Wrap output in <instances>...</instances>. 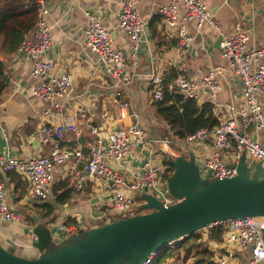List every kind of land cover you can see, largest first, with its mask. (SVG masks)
<instances>
[{"label":"built area","instance_id":"built-area-1","mask_svg":"<svg viewBox=\"0 0 264 264\" xmlns=\"http://www.w3.org/2000/svg\"><path fill=\"white\" fill-rule=\"evenodd\" d=\"M37 9L32 27L23 34L18 46V56L31 64L30 73L33 77L45 78L44 81L31 85L29 94L51 102L50 110L61 115L62 97L70 92V80L66 74H54L52 64L46 53L50 45L48 27L45 16L48 14L47 0H34ZM116 22L128 40L126 48L114 47L108 29L96 18L89 17L83 30V42L97 56L100 70L110 78L113 98L121 97L122 89L134 76L133 67L138 60L142 44L146 19L140 16L137 8L138 0H116ZM160 16L164 27L174 32L175 52L182 56L190 45L182 20L193 23L199 29L208 24L219 34L217 53L222 59L228 60L231 72L237 77L240 85L241 103L236 110L235 118L229 117L218 121L210 128H200L177 140L172 136L154 139L149 144L142 127L135 119V112L127 110L124 100L116 99L115 120L117 123L104 135H100L85 114L83 106L75 108L68 121L42 122L32 132L38 145L45 149L37 157L27 160L13 156H0V223L23 225L28 230L30 241L36 239L32 232L33 220L20 212L11 210L5 202L4 180L6 172L14 173L24 184L27 197L37 201H45L49 196L53 171L64 170L69 185L73 190L83 188V178L95 179L99 193L107 187L110 206L122 213L136 208L140 192L151 194L163 206L173 202L167 194L165 184V168L150 161L155 147H168L170 143L180 144L186 149L192 144H200L210 137L212 150L202 161V170L210 171L212 178H230L235 176L236 169L229 163L237 162L244 152L245 162L256 163L264 170V110L260 107L259 97L264 95V29L259 36L257 46L247 47L248 32L241 22H235L231 33L220 32L209 8L202 0H169L167 4L153 8ZM181 14L182 20L179 16ZM222 66H214L198 79L185 78L177 75L168 83V88L176 89L183 98L196 99L200 90L205 89L213 100L221 89L219 75ZM152 88L151 98H162V79L157 74L147 73ZM76 112V113H75ZM47 114V110L44 111ZM78 116L88 136L83 145L77 144L72 149L61 146L62 135L66 131L79 136L81 131L75 127L74 119ZM258 131L261 139L254 135ZM133 149H142L147 156L142 159L140 168L122 174V162ZM148 151V152H147ZM222 154L230 161L228 164L221 159ZM168 157V156H167ZM164 160V159H163ZM82 164V165H81ZM81 165V167H79ZM200 168V167H199ZM250 176V174L248 175ZM144 189V190H143ZM122 190L132 192L125 195ZM220 239L209 246V260L214 264H264V244L261 239V228L264 217L245 216L226 220L222 223ZM53 238H65L79 232L75 224L59 222L53 229L48 228ZM59 233V235L57 234ZM200 235L202 234L199 231ZM206 234V232H205ZM223 247L227 255L219 251ZM246 252L248 258L244 263L233 262L235 253ZM152 256H148L140 264H149Z\"/></svg>","mask_w":264,"mask_h":264},{"label":"crops","instance_id":"crops-1","mask_svg":"<svg viewBox=\"0 0 264 264\" xmlns=\"http://www.w3.org/2000/svg\"><path fill=\"white\" fill-rule=\"evenodd\" d=\"M202 1L212 13L220 32L231 33L234 23L238 21L248 32L246 46L259 44V36L264 29V0ZM115 2L116 0H47L48 14L45 16V22L50 45L46 57L52 64V73L66 74L70 80V92L59 101L61 103L59 116L50 110V101L29 94V87L44 81L45 78L33 77L30 73V62L18 56L17 48L7 50L5 46L7 35H0V62L3 65V87L0 92V156H13L21 160L37 157L45 149L34 140L32 132L42 122L68 121L78 106H83L92 125L97 127L100 135H104L117 123L114 102L120 98L126 102L127 110L135 112L136 121L142 127L149 144H152L154 139L167 135L168 128L156 113L154 106L156 100L151 98L152 88L147 73L157 74L163 80L175 69L177 75L198 79L214 66H222L219 75L221 89L214 99L212 100L208 92L202 89L194 100L198 104L209 102L217 123L224 118H235L236 110L241 103L240 85L237 77L231 72L228 60L218 56L217 46H214L216 38H219L217 30L208 24H203L197 29L192 22L182 20L179 14L190 38L189 47L182 56H179L173 47L175 42L173 30L164 27L160 16L153 11L155 6L167 4L169 0H138V12L146 19L142 38L144 42L133 67L134 76L121 90V97L114 99L111 80L100 70L96 54L84 44L83 30L89 17L96 18L108 29L113 46L126 48L128 40L117 26ZM259 104L264 110V95L259 97ZM45 110L47 114H44ZM74 124L81 134L76 137L71 131L64 132L61 142L64 148L72 149L77 144L81 146L86 138L92 137L90 134L88 136L79 116L74 119ZM254 136L258 140L261 139V133L258 131ZM212 145V139L208 137L200 144L190 145L184 155L192 153L196 163L201 167L203 159L212 150ZM176 155L178 153H173L167 147H155L150 161L166 168L163 159ZM146 156L144 150L133 149L122 162V174H128L127 171L136 172ZM221 159L227 164L230 162L224 154ZM64 185L70 187L68 176L63 169L56 168L53 171L48 198L45 201H37L27 197L24 184L11 173L7 180H4L5 202L11 210L33 220V227L41 223L53 229L57 223H64L67 220L64 224H75L80 232L112 221L108 220L111 213L106 209L109 188L106 187L99 193L95 189L97 187L95 179L83 178L81 190H73L67 200L57 203L53 193H59V189ZM122 191L125 195L132 194L128 190ZM27 232L23 225L0 223V245L20 256L34 257L36 251L30 245ZM203 235L204 233L194 243L195 248L192 249L194 253L185 254L183 248L178 247L175 251L177 255L165 258L162 264H189V261L200 259L198 254L200 245L207 248L203 258L207 255L209 257V246L219 241L220 234L206 232L204 238ZM247 258L246 252L235 253L233 262L244 263Z\"/></svg>","mask_w":264,"mask_h":264},{"label":"water","instance_id":"water-1","mask_svg":"<svg viewBox=\"0 0 264 264\" xmlns=\"http://www.w3.org/2000/svg\"><path fill=\"white\" fill-rule=\"evenodd\" d=\"M218 41L217 37L214 46ZM168 162L172 171L165 184L173 199L168 206L140 192L142 202L134 214L88 228L70 241L64 239L73 236L51 238L45 226L36 225L32 229L36 240L30 242L36 255L23 257L0 245V264H140L164 245L209 224L264 217V170L256 163L247 164L244 152L237 162L229 163L236 169L230 178H212L209 170L200 173L192 153L178 154ZM260 232L264 244V226ZM54 244L59 245L51 248ZM219 251L227 255L223 247Z\"/></svg>","mask_w":264,"mask_h":264},{"label":"trees","instance_id":"trees-1","mask_svg":"<svg viewBox=\"0 0 264 264\" xmlns=\"http://www.w3.org/2000/svg\"><path fill=\"white\" fill-rule=\"evenodd\" d=\"M36 3L34 0H3L0 2V35L6 34L5 43L7 50H15L23 36L29 30L35 20ZM3 65L0 62V92L3 87L2 80ZM173 69V68H172ZM177 76L175 69L163 78L162 98L154 102L156 113L168 128V137L172 136L177 140H182L185 135L190 134L200 128H210L217 124L216 118L212 114V105L209 102L198 104L194 99L183 98L182 95L174 88H168V83L172 82ZM166 165V173H170L172 168L167 160L163 161ZM12 172H6L7 178ZM23 188V185H22ZM59 193L55 194V202L62 203L67 200L73 189L62 186ZM67 220L64 222L66 223ZM222 225L219 231L221 233ZM200 235L189 234L188 236L164 245L159 248L149 264H162L163 260L173 254L176 256L178 247H182L185 254L194 253V243ZM204 250L198 252L201 264H214L211 260H202ZM197 254V255H198ZM206 255V254H205Z\"/></svg>","mask_w":264,"mask_h":264},{"label":"rangeland","instance_id":"rangeland-1","mask_svg":"<svg viewBox=\"0 0 264 264\" xmlns=\"http://www.w3.org/2000/svg\"><path fill=\"white\" fill-rule=\"evenodd\" d=\"M167 149H169V150L172 151L173 153H178V154H180V153H185V152H186V147H185V146H182V145H180V144H172V143H170L169 146L167 147ZM200 169L202 170V166L200 167ZM109 203H110V202H109V199H108L106 209H107V210H110V213H111L110 216H108V220H115V219L121 218L122 213H120V212L114 210V209L110 206ZM135 212H136V208H131L130 210H128L127 212H125V214H126V215H129V214H134ZM37 226H38L39 228L44 227V225L41 224V223H38ZM220 228H221V225H219L218 223H215V224H213V225H211V226H209V227H208V226L205 227L201 232H202V233H204L205 231H206V232H216L217 234H219ZM85 232H86V230L80 231V232H78V233H76V234H74V235H71V236H73V237L66 238V239H64V240L70 241V240H72L73 238H74V239H77V238L81 237L82 235H84ZM195 234L198 236V235H199L198 231H196ZM65 243H68V242H65ZM56 245H59V244H54L51 248L55 247ZM198 248H199V251H198V252H200L201 249H204L205 253H207V252H206L207 248L205 247V245H200V246H198ZM32 255H35V253H32ZM25 257H26V256H25ZM206 259L209 260L208 255H207L204 259H202V260L204 261V260H206ZM195 263H199V264H201L202 262L200 263V261H197V262H195V261H189V264H195Z\"/></svg>","mask_w":264,"mask_h":264},{"label":"clouds","instance_id":"clouds-1","mask_svg":"<svg viewBox=\"0 0 264 264\" xmlns=\"http://www.w3.org/2000/svg\"><path fill=\"white\" fill-rule=\"evenodd\" d=\"M180 154H183V155H184L185 153H180ZM168 157H169V156H168ZM169 158H171V157H169ZM164 160H167V161H168V158H167V159H164ZM165 170H166V168H165ZM170 173H171V172H170ZM170 173H169V172H168V173L165 172L166 177H167ZM138 202H140V204H141L142 201L138 199ZM136 208H137V207H136ZM223 222H224V221H223ZM220 223H222V222H218L219 225H220ZM211 225H213V224H209V225H207V226H211ZM207 226H205V227H207ZM45 227H46V226H45ZM205 227H203V228H201V229H199V230H197V231H198V232H199V231H202ZM33 228H34V227H33ZM33 228H32V229H33ZM46 228H47V227H46ZM47 229H48V228H47ZM48 230H49V229H48ZM205 232H206V231H205ZM205 232H204V235L206 236ZM194 233H195V232H194ZM201 233H202V232H201ZM35 236H36V235H35ZM70 236H71V235H70ZM67 237H68V236H67ZM51 238H53V237H51ZM65 238H66V237H65ZM57 239H60V238H57ZM62 239H63V238H62ZM35 240H36V239H35ZM152 257H153V256H152Z\"/></svg>","mask_w":264,"mask_h":264}]
</instances>
